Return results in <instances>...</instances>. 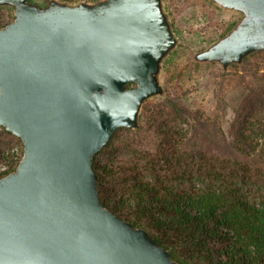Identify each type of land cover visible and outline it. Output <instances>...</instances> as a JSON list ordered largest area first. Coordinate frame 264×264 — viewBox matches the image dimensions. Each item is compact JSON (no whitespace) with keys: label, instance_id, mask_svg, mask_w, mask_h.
Segmentation results:
<instances>
[{"label":"water","instance_id":"95a60500","mask_svg":"<svg viewBox=\"0 0 264 264\" xmlns=\"http://www.w3.org/2000/svg\"><path fill=\"white\" fill-rule=\"evenodd\" d=\"M237 14L192 60L226 71L264 50V0H208ZM0 127L22 143L0 178V264H179L98 198L93 157L145 101L164 97L176 48L163 0H0Z\"/></svg>","mask_w":264,"mask_h":264},{"label":"trees","instance_id":"16d2710c","mask_svg":"<svg viewBox=\"0 0 264 264\" xmlns=\"http://www.w3.org/2000/svg\"><path fill=\"white\" fill-rule=\"evenodd\" d=\"M8 16L0 7V27ZM262 82L244 98L223 152L200 148L179 125L186 116L165 102L144 105L139 122L149 140L143 127L120 128L93 157L102 205L179 264H264V75Z\"/></svg>","mask_w":264,"mask_h":264},{"label":"rangeland","instance_id":"374dc122","mask_svg":"<svg viewBox=\"0 0 264 264\" xmlns=\"http://www.w3.org/2000/svg\"><path fill=\"white\" fill-rule=\"evenodd\" d=\"M58 1L73 4L98 0ZM163 4L178 43L162 66L164 97H154L143 106L165 102L169 110L186 116L187 121L179 122V125L200 148L227 151L232 144L230 126L244 98L250 91L262 88L264 54L253 53L240 65H230L225 72L216 64L196 63L192 56L226 33L238 20V15L222 10L208 0H163ZM3 8L11 22V10ZM220 97L223 100L221 111L217 109ZM138 124L143 127L141 135L147 136L144 140H149L144 124ZM12 145L20 147L14 139L2 136L0 128L1 151Z\"/></svg>","mask_w":264,"mask_h":264},{"label":"built area","instance_id":"2783aa9c","mask_svg":"<svg viewBox=\"0 0 264 264\" xmlns=\"http://www.w3.org/2000/svg\"><path fill=\"white\" fill-rule=\"evenodd\" d=\"M0 178L10 173L15 169L18 162L22 157L21 148L16 146H11L9 149L5 151H1L0 153Z\"/></svg>","mask_w":264,"mask_h":264}]
</instances>
